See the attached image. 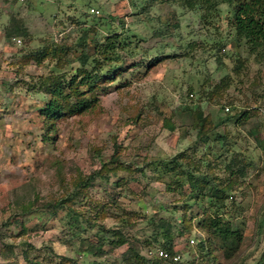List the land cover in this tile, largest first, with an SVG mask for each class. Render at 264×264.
I'll return each mask as SVG.
<instances>
[{"label": "rangeland", "instance_id": "rangeland-1", "mask_svg": "<svg viewBox=\"0 0 264 264\" xmlns=\"http://www.w3.org/2000/svg\"><path fill=\"white\" fill-rule=\"evenodd\" d=\"M227 1L14 7L28 33L0 63V264H151L169 227L190 264H264V57ZM75 74L64 106H90L50 129L51 88Z\"/></svg>", "mask_w": 264, "mask_h": 264}, {"label": "trees", "instance_id": "trees-1", "mask_svg": "<svg viewBox=\"0 0 264 264\" xmlns=\"http://www.w3.org/2000/svg\"><path fill=\"white\" fill-rule=\"evenodd\" d=\"M231 5H233V12L234 16L232 19V25L236 29V33L238 35V38H244L246 39L247 44L249 45L250 50L253 53L261 54L264 57V0H228ZM9 3V2H8ZM26 3V2H25ZM10 4H23V3H10ZM20 18L13 17L12 19V25H11V31H7L8 37L16 38L17 36H24L26 33H28L27 29H24L22 31L21 28L16 25L19 22ZM116 29L112 30V33L115 32ZM23 32V34H22ZM109 39V38H106ZM111 44H108V46H105V50L110 48V46L115 45V41H111ZM104 50V51H105ZM42 57V56H41ZM45 57V54L43 55ZM42 57V58H43ZM80 59L83 62L84 69H86L85 65L87 64H93L94 60L93 58L89 57L87 54H83ZM102 74H107L103 73ZM81 74H75L74 78H70V81L67 83L69 85L70 93L66 94L65 89L63 88V84H57L53 85L51 88V99L48 102L46 108L42 110V116L45 117V120L47 122V126L51 129L54 128L55 122L63 117H65L68 114H71L72 112L76 111H84L88 109L90 106V102L83 100L82 98L80 100H76L73 107L66 110V107L64 106V100L71 97L73 92H76L77 88L73 87L76 77H78ZM83 81H86L88 84H93L91 87H94L95 80L98 78L100 79L101 73L99 71H96V68H93L92 71L88 73H84L81 75ZM47 85V84H46ZM41 86L44 87V81H42ZM82 95V94H78ZM264 98V97H263ZM247 112L243 114L245 117ZM241 116V117H243ZM203 118L202 116H199ZM201 141H205L206 138H200ZM177 163V162H176ZM193 174H189V178L191 179ZM94 176L91 175L90 177L86 178L85 180L81 181L80 184L77 186L79 189L87 188L89 186L90 181H93ZM215 193L219 194L221 193V190L216 186ZM61 208V205L58 206ZM63 207V206H62ZM75 212H73L72 216H75ZM75 224H78L79 226H82L79 219L75 220ZM209 220H206L204 222V225H208ZM214 230V234L218 237L229 239L233 237H240L238 231H234L232 226L227 222H222V219L220 218H213L209 225ZM165 235L164 238L166 239V243L163 245L164 250L172 251L173 248V236H172V230L171 227L165 229L164 231ZM159 263L157 259H153L151 264ZM190 264V263H189Z\"/></svg>", "mask_w": 264, "mask_h": 264}, {"label": "crops", "instance_id": "crops-1", "mask_svg": "<svg viewBox=\"0 0 264 264\" xmlns=\"http://www.w3.org/2000/svg\"><path fill=\"white\" fill-rule=\"evenodd\" d=\"M16 5L0 0V63L12 55V43L16 39L8 37L7 31H11L13 17L19 16V13L14 10Z\"/></svg>", "mask_w": 264, "mask_h": 264}, {"label": "built area", "instance_id": "built-area-1", "mask_svg": "<svg viewBox=\"0 0 264 264\" xmlns=\"http://www.w3.org/2000/svg\"><path fill=\"white\" fill-rule=\"evenodd\" d=\"M9 3H25L28 0H6ZM261 114V116L264 117V98L262 99V102L257 108ZM228 111L229 108H226ZM154 259H157L159 263L156 264H189L184 260L182 254H180L177 251H167L164 249H159L157 253L154 256Z\"/></svg>", "mask_w": 264, "mask_h": 264}]
</instances>
